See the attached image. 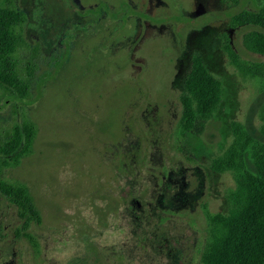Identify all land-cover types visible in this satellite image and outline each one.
<instances>
[{
    "label": "rangeland",
    "instance_id": "obj_1",
    "mask_svg": "<svg viewBox=\"0 0 264 264\" xmlns=\"http://www.w3.org/2000/svg\"><path fill=\"white\" fill-rule=\"evenodd\" d=\"M14 3L28 18L21 67L32 60L43 83L26 102L0 89V138L24 118L39 129L34 155L4 175L30 188L43 224L32 229L36 252L0 197V264H202L205 207L227 213L234 188L212 160L231 144L232 122L264 141V90L224 51L264 61L244 45L264 30L233 24L264 0ZM196 54L223 82V101L180 140V96Z\"/></svg>",
    "mask_w": 264,
    "mask_h": 264
},
{
    "label": "trees",
    "instance_id": "obj_2",
    "mask_svg": "<svg viewBox=\"0 0 264 264\" xmlns=\"http://www.w3.org/2000/svg\"><path fill=\"white\" fill-rule=\"evenodd\" d=\"M27 22L26 13L17 9L14 0H0V89L18 102L29 101L32 90H40L43 83L36 76L32 60L21 67ZM233 24L264 30V9L242 12L234 17ZM244 45L249 52L264 57L263 32L246 34ZM224 51L243 79L258 82L264 90V61L241 60L230 46L224 47ZM183 87L176 132L180 140L193 133L198 123L211 121L223 101V82L208 70L199 54L191 59ZM261 119L264 136V108ZM231 131L232 142L212 160L211 171L218 175L230 174L234 188L227 193V213H211L205 207L209 229L202 264H264V141L239 122H232ZM1 136L0 197L16 207L21 221L17 236L26 239L39 252L40 244L32 229L43 224L42 214L30 188L4 175L34 155L39 129L33 120L24 118L6 128Z\"/></svg>",
    "mask_w": 264,
    "mask_h": 264
}]
</instances>
